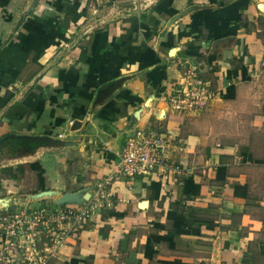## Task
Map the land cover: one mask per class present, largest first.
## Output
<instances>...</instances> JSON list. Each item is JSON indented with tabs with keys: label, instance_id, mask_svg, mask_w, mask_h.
I'll return each instance as SVG.
<instances>
[{
	"label": "crops",
	"instance_id": "1",
	"mask_svg": "<svg viewBox=\"0 0 264 264\" xmlns=\"http://www.w3.org/2000/svg\"><path fill=\"white\" fill-rule=\"evenodd\" d=\"M189 68L212 84L210 116L251 103L261 127L240 145L197 132L201 109L168 102ZM261 76L264 0H0V211L82 206L153 128L180 172L115 182L50 264H264Z\"/></svg>",
	"mask_w": 264,
	"mask_h": 264
},
{
	"label": "built area",
	"instance_id": "2",
	"mask_svg": "<svg viewBox=\"0 0 264 264\" xmlns=\"http://www.w3.org/2000/svg\"><path fill=\"white\" fill-rule=\"evenodd\" d=\"M214 97L212 84L189 68L172 84L168 102L174 110L188 113L206 107ZM62 136L59 134V138ZM168 145L167 135L137 128L115 153L117 159L110 163L108 174L96 184L90 200L82 206H50L31 213L1 211L0 262L50 264L60 247L76 237L94 214L112 205L115 182L150 177L155 172L168 181L171 173L180 172V166L171 163L166 155Z\"/></svg>",
	"mask_w": 264,
	"mask_h": 264
},
{
	"label": "rangeland",
	"instance_id": "3",
	"mask_svg": "<svg viewBox=\"0 0 264 264\" xmlns=\"http://www.w3.org/2000/svg\"><path fill=\"white\" fill-rule=\"evenodd\" d=\"M262 84H264V76H261L258 79V85H262ZM208 107L209 105H207L206 107L202 108L199 112H197L199 117H196L197 115L196 116L190 115V116L195 117L198 120L197 126L199 127V129H197V132L200 133V132L207 131L209 134H212V135L214 134L215 136L217 135L216 138L218 137V140H219L218 142H216L217 145L224 144V143L225 144L235 143L237 145H240L243 142L241 140H238L240 137L244 138V136L248 134L249 132H254L256 128L261 127L260 125H257V122L256 123L252 122L254 121L255 116L260 115L258 114L259 113L258 105H254L251 103L249 104L244 103L242 107L236 106L233 109L229 108V109H226L225 112L222 110V107L217 106L215 109L216 112L214 113L213 116H210ZM258 130H261V129H258ZM232 137H234L238 141H231ZM213 138L215 137L213 136ZM15 181H18V177L15 178ZM257 188H258V185L255 187V189ZM4 191L7 195L9 194L15 195L13 193H15V191L17 190H14L12 191V193H10L11 188L9 187V188L4 189ZM22 191H26L27 194H30L35 191L37 192V190L32 189L31 187L22 188ZM39 202L41 203L37 204V202H31L29 206L21 210L24 212L27 211L28 213H31V212H35L39 210L40 208L41 209L48 208L51 206L50 205L51 203H46L45 201H41V200H39ZM18 208H20L18 204H13V206L9 210L12 212H18L19 210ZM0 214H1V211H0Z\"/></svg>",
	"mask_w": 264,
	"mask_h": 264
},
{
	"label": "trees",
	"instance_id": "4",
	"mask_svg": "<svg viewBox=\"0 0 264 264\" xmlns=\"http://www.w3.org/2000/svg\"><path fill=\"white\" fill-rule=\"evenodd\" d=\"M113 0H111V2H112Z\"/></svg>",
	"mask_w": 264,
	"mask_h": 264
}]
</instances>
